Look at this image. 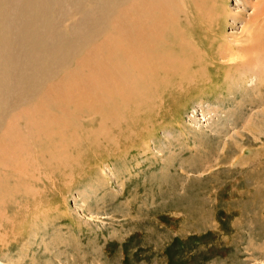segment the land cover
Instances as JSON below:
<instances>
[{
  "label": "rangeland",
  "instance_id": "obj_1",
  "mask_svg": "<svg viewBox=\"0 0 264 264\" xmlns=\"http://www.w3.org/2000/svg\"><path fill=\"white\" fill-rule=\"evenodd\" d=\"M203 13L231 51L264 34V1ZM233 59L236 79L174 95L126 143L117 130L112 158L93 125L81 158L1 179L0 264H264V60Z\"/></svg>",
  "mask_w": 264,
  "mask_h": 264
},
{
  "label": "bare ground",
  "instance_id": "obj_2",
  "mask_svg": "<svg viewBox=\"0 0 264 264\" xmlns=\"http://www.w3.org/2000/svg\"><path fill=\"white\" fill-rule=\"evenodd\" d=\"M209 1L0 0V180L37 161L54 171L70 148L81 158L93 125L95 152L110 159L117 130L126 143V132L165 121L174 95L222 87L247 64L219 58L264 60V34L235 51L208 38Z\"/></svg>",
  "mask_w": 264,
  "mask_h": 264
}]
</instances>
